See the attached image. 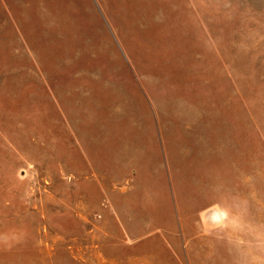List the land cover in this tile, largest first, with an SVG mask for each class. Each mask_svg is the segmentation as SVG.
<instances>
[{
    "label": "rangeland",
    "instance_id": "obj_1",
    "mask_svg": "<svg viewBox=\"0 0 264 264\" xmlns=\"http://www.w3.org/2000/svg\"><path fill=\"white\" fill-rule=\"evenodd\" d=\"M0 264H264V0H0Z\"/></svg>",
    "mask_w": 264,
    "mask_h": 264
}]
</instances>
